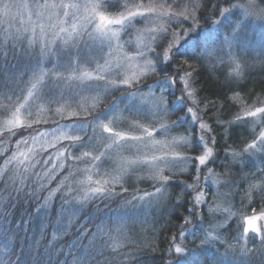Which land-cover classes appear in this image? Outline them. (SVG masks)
I'll use <instances>...</instances> for the list:
<instances>
[{
	"label": "snow or ice",
	"instance_id": "6c2138e0",
	"mask_svg": "<svg viewBox=\"0 0 264 264\" xmlns=\"http://www.w3.org/2000/svg\"><path fill=\"white\" fill-rule=\"evenodd\" d=\"M219 2L220 0H217V5ZM224 2L230 3V7L220 12V19L211 21V29H201V18L204 24L210 22L207 16L198 17L194 12H180L179 16H182L180 19L176 12L165 11L158 17L166 18L165 24L159 28L146 27L139 30L142 33L138 37L139 43L128 48L125 44L131 45L130 41L120 43L122 34L126 33L134 22H140L138 17L148 18L150 14L157 13V7H144L141 4L130 6L128 3L113 4L112 0H91V2L70 0L67 3L45 2L36 6L39 9L56 10L57 20H59V12L63 11L64 19L59 21L60 23L67 24L69 20L72 21L70 27H59L58 32L52 33L54 39L51 41L52 44L59 41L63 45L68 58V67L72 69V72L68 76L59 72L53 75L45 71L38 62L35 68L29 70L31 76L28 80L25 81L21 76V82L14 87L0 81V118H3L4 131L11 132L12 135H16V129L35 131L36 135L30 134L28 138L34 144H37L41 137L49 135L47 132L38 131L35 125L48 124L51 121L54 124L51 135L56 136L54 144L64 140L69 142L59 150L57 162H53V168L45 173V175H51V172L57 170V166L68 173L57 189L53 190L52 195L67 186L68 192L65 194L67 197V194L74 190L72 183L80 186L87 185L84 195L77 201V203H83L90 198L107 195L109 190L117 185L127 191L123 183L125 177H130L137 172H146L148 179L159 182L161 187L156 188L155 193H160L163 185L170 178L169 175H165L166 171L175 174V169L183 171L193 161L198 162L196 167L197 180L199 179L200 167L206 165L213 155L212 149L207 147L206 139L207 134L211 132V126L203 120L201 115L212 105L205 104L204 109H200L201 101L196 99V89L190 86L192 72L181 74L180 71L170 72V69L173 64H176L177 58H181V63L176 64L177 68L190 61L200 63L206 54H212L208 49L209 44L217 45L221 50L226 49L229 55H232L231 49L239 45L241 32L252 16L248 7L242 6V0H224ZM261 3H264V0H261ZM174 6L175 0L172 4L159 5L160 8L168 9ZM12 7L13 5L5 2L0 11L7 17ZM117 7H122L124 10L118 14H112L111 10ZM196 7H207V4L196 5ZM35 15L38 19L42 18L41 12H36ZM186 21L196 23H190L185 30L183 24ZM48 24L52 27L57 26L52 24V17L48 18ZM38 26L41 31L42 48L50 52L51 48L46 40L49 33L44 31L43 24ZM169 26L179 27L172 33ZM222 27L229 31H220ZM145 38L148 39V43H145ZM33 39H36L35 30ZM164 41H167V45L163 47L162 52H157L156 48L161 47ZM114 51L120 53L119 62L116 64H113L109 58ZM240 69V64L235 63L230 76H239ZM8 70V50L5 48L0 51V77H3ZM158 70L170 74L162 80H157L155 86L146 85L148 92L145 94L140 85L145 79L158 75ZM178 83L183 85L180 89L181 96L170 107L167 96H175V86ZM155 87L160 88L158 97L154 95ZM73 88L79 95L93 94L91 98L95 103L90 109L83 110L84 116L92 115L91 120L81 122L79 118L82 111L80 110L64 115L65 107L70 106V102L75 100V96L71 94ZM169 88L172 91H168ZM131 89L135 91H130ZM65 90H68L67 93ZM116 91L126 93L124 97L117 100L123 102L126 99L129 103L123 109H119V104L113 101L104 111L93 115V111L101 102V97L106 98L110 92L114 94ZM187 101H191L192 106L186 107ZM54 105H56L55 111H53ZM180 111L184 114L178 116L176 120H169L170 113ZM45 112L50 114L47 119H34L37 116L42 117ZM189 114L192 117L191 122L188 121ZM53 117L73 122L70 125H61L59 120H53ZM244 117L254 118V127L264 123V106L245 111ZM242 118L237 117V119ZM197 122L201 133L198 138L191 137L190 134L171 135L175 129L185 124L188 125L186 132L195 131L194 126ZM89 128L92 130V135L88 133ZM157 136L160 138L157 139ZM28 139L18 140L17 146L27 145ZM192 139H197L198 145H204L205 151L202 155L195 157L187 155L188 149L193 147ZM96 141H99V146ZM54 144L47 146L53 147ZM82 149L87 150L81 151L79 155L75 154L77 150ZM252 150L264 151V131H261L245 148L246 152ZM18 155L23 159L17 160L14 154L8 163L15 161L25 166L33 159L35 152L29 148L27 152H19ZM64 159L73 160L77 162V165L90 164L91 166L85 169L77 166L73 170L71 165L65 167V163L61 162ZM50 161L51 157L45 160L44 164L47 165ZM39 163L37 159L30 164V168L34 170ZM101 165L105 167L103 172L100 171ZM209 172L211 173V170ZM227 175L228 172L225 173L226 177ZM93 176L96 179H93ZM217 183L219 184V181ZM251 187L256 188L258 185H251ZM260 187L264 190V186ZM155 193H145V196L150 197ZM201 195L195 197V204L203 202ZM143 198L140 197V199ZM65 203H68L67 199ZM219 210V206L210 207L209 213ZM262 217L264 212L260 216L244 218L243 232L246 237L249 233L260 235L261 230L255 222ZM0 219H7V206L0 209ZM185 222H189L187 218ZM180 235L183 237L184 233L181 232ZM217 238L218 233L210 228L204 233L202 244L211 245ZM82 239H88V237L84 236ZM15 247L17 245L14 243L13 248ZM73 250H76L74 255ZM169 250L177 254L173 264H181L186 253L183 245L174 244ZM104 252V245L97 246L93 236L89 244H80L79 249L77 244L73 243L68 252L71 259L66 257L64 264H109L106 259H103ZM248 252V249L241 247V256H247ZM257 254L262 257L261 264H264V238L261 239V247ZM7 264H29L28 255L23 250L18 254L12 252L8 256ZM37 264H39L38 261ZM191 264H200L199 258L193 257Z\"/></svg>",
	"mask_w": 264,
	"mask_h": 264
},
{
	"label": "trees",
	"instance_id": "16d2710c",
	"mask_svg": "<svg viewBox=\"0 0 264 264\" xmlns=\"http://www.w3.org/2000/svg\"><path fill=\"white\" fill-rule=\"evenodd\" d=\"M198 1L199 5L206 3L207 7L197 8L196 16H207L210 21L204 24L201 18V29L209 27L211 21L220 14L221 9L230 5L224 0H220L218 5L217 0ZM257 1L264 7L261 0ZM112 3L122 5L123 0H115ZM214 6L215 11H213ZM121 8H113L111 12H118ZM23 43L18 42L20 46H9L13 43H3L0 36V51L5 48L8 50L9 69L3 77H0V81L13 87L21 82V76L25 81L28 80L31 76L29 70L35 68L40 61L35 55V50H31L26 43ZM180 63L181 58H177L176 64ZM43 64L51 68V63ZM176 64L172 65L170 72L180 71L181 74L192 72L190 84L196 89V99L201 101L200 109H204L205 104L212 105L201 115L203 120L211 126L207 139L214 138L215 141L211 144L213 151L211 167L222 172L224 161L227 160L226 154H238L254 138L250 120L237 119V117L243 106L264 100V64L244 69L239 76H230L225 64L209 65L205 59L200 63L190 61L188 64H182L180 68H177ZM64 71L67 75V69ZM168 74L170 73L158 70V75L144 80L140 86H146L156 81L158 77ZM175 88L176 96L180 97L181 84L178 83ZM122 93L121 91L112 93L108 101L111 103ZM187 105L192 106L190 101H187ZM79 119L80 121L91 120L92 115H81ZM1 120L2 118L0 123ZM53 120H59V123L73 122L59 119V117H53ZM52 126L54 124L50 121L48 124L35 125V128L41 130ZM15 131L16 135L4 130L0 131V173L3 168H6L4 173L0 174V209L7 206V219H0V264H7L9 254L12 252L18 254L21 250L28 255L29 264H37V261L39 264H64L66 257L71 259L68 252L73 243H76L79 249L80 244H89L93 236L97 246L104 245L103 259H106L109 264H173L177 254L169 249L174 244H182L186 249L181 264H191L193 257L199 258L200 264H215L206 247L199 242V236L207 225L206 211L203 205L197 211L193 192H184L180 180H177L181 177H175L171 182L164 184L163 188H168V194L163 209L152 208L144 213L142 210H138L139 213L136 212L137 199L145 193H152L157 188L155 185L147 184H140L134 189L127 188V191L116 187L107 195L77 203L79 200L75 198L76 191L67 194L66 197L67 186L52 195L53 190L57 189V186L64 181V177L68 175L65 169H59L53 178L45 175L47 165L43 163L47 155L56 152L55 147L36 152L33 158L39 159L40 163L34 170L26 171L24 167L15 168L12 163L7 165L8 158L17 151L16 142L35 133L33 130L16 129ZM67 143L69 142L63 141L57 145L62 147ZM243 158L239 157L241 161L244 160ZM240 160L238 165L229 168L230 171H228L229 186L234 190L233 208L238 213L239 211L245 213L252 210L258 211L264 208V190L254 188L251 199L248 201L244 198V194L249 177H257L260 174L257 164L260 168H264V159L258 158L257 163L252 160L242 164ZM65 167L68 166L65 164ZM204 173L203 168L200 179H203ZM186 178L188 176L182 179L186 180ZM76 186L78 185L72 183L73 188ZM209 198L210 196L207 197ZM65 199L68 203H65ZM185 218L189 222H185ZM63 219H65V225L58 227L60 225L58 222ZM136 220H141L144 225L143 230L133 229V223ZM218 231L219 238L222 235L228 237L225 241L217 240L214 250L212 247L208 249L213 256L214 254L217 256L216 264H261L262 257L257 254L261 241L257 239H251L254 246L253 249L250 247L251 253L248 252L247 256L240 255L242 246L248 249L251 245L240 244L239 228L235 219H231ZM181 232L184 233L183 237L180 235ZM188 233H193L192 235L195 236L188 240ZM84 236L88 239H82ZM233 240L238 242L233 243ZM14 243L17 245L15 248H13ZM221 243L230 244L229 255L224 253L220 257V252L223 251L217 248L222 247ZM233 247L234 249L240 247V249L232 253ZM75 251L73 250V255Z\"/></svg>",
	"mask_w": 264,
	"mask_h": 264
},
{
	"label": "rangeland",
	"instance_id": "374dc122",
	"mask_svg": "<svg viewBox=\"0 0 264 264\" xmlns=\"http://www.w3.org/2000/svg\"><path fill=\"white\" fill-rule=\"evenodd\" d=\"M115 1V0H112ZM10 3L11 5H13V7L10 9L9 15L7 17H5L2 13V11H0V36L2 38L3 43H13L9 46H20L18 45V42H24L23 44L26 43V45L28 46V48H30L31 50H35L36 52V56L39 57L40 61L39 63L43 66L45 71H48L50 73H52L53 75H55V73L59 72L64 76H68L71 74L72 69L68 67V58L63 50V45L57 41L55 44H52L51 41L54 39V36L52 35V33L58 32L59 31V27H70L71 24V20L68 21L67 24H63L60 23L59 21H62L64 19L63 16V11L59 12V20H57V13L56 10L54 9H39L36 6L38 4H42L45 2L48 3H67L70 2V0H0V8L3 7V3ZM83 2H91V0H83ZM128 3L130 6L132 5H136V4H141L144 7H149V6H155L157 7V13L154 14H150V16L148 18H141L138 17L137 19L140 21L139 23H133L132 26L128 29V31L126 33L122 34V39L120 41V43H125L126 41H130L131 45L125 44V47H131L134 46L135 44L139 43L138 37L142 34L139 30L145 29L147 28H159L161 26H163L165 24V20L166 18H158L159 14L165 11L168 12H176L177 15L179 16L180 12H194L195 15L196 14V10L197 7L196 5H199V1L198 0H175V6L172 9H168L167 7L165 8H160L159 5L160 4H172L173 0H123V3ZM27 6V7H25ZM242 6H247L252 18L249 19L246 23V26L244 27L243 31L241 32L240 35V43L238 46H234L231 49V53L232 55L230 56L228 51L225 50H221L217 45L214 44H209L208 49L210 52H212L211 55H205L204 59L206 60V62L209 63V65H217L218 63H223L225 64L227 70H229V73L232 72V69L235 66V63H239L241 66L240 69V73L241 71H243L244 69H251L253 67H259L261 65L264 64V7L262 5H260V3H258L257 0H242ZM230 7V5L228 6H224L221 11L224 8ZM124 9L121 8L118 12L112 13V14H118L119 12L123 11ZM133 10H135L133 8ZM142 10V9H141ZM220 11V12H221ZM36 12H41L42 13V18L38 19L37 15H35ZM82 14V13H81ZM52 17V24L53 25H57L56 27H52L48 24V18ZM180 19H182V16H179ZM220 19V15H218L216 18H214L212 21L218 20ZM195 24V21H186L183 24V27L185 28V30H187L189 24ZM227 23V21H226ZM39 24H43L44 25V31L46 33H49V35H47L46 40L49 44V47L51 48V51H45L42 48V40L40 39L41 36V31L39 28ZM170 27V31L172 33L176 32L178 30V27ZM212 28V24L209 25V27L204 28V29H211ZM35 30V36L36 39H33V31ZM203 30V29H202ZM220 31L222 32H228L229 30L226 28H221ZM18 37V38H17ZM7 41V42H6ZM11 41V42H10ZM14 41V42H13ZM148 39L145 38V43H148ZM167 45V41L163 42V45L161 47H157L156 51L157 52H162L163 51V47ZM105 52H107V49H105ZM120 56L119 52L114 51L112 53V55L109 57L113 64H116L119 62L118 58ZM241 59H244V61H241ZM44 62L47 63H51V68H49L47 65L43 64ZM101 63H103V61L101 60ZM64 69H67V75H66V71H64ZM70 72V73H69ZM155 76V75H154ZM153 76H151L150 78H152ZM165 76H160L156 79L157 80H162ZM149 79V78H147ZM146 80V79H145ZM156 81L148 84V85H153L155 86ZM191 86V84H190ZM141 88L144 89L145 94L148 92V89L146 86H140ZM183 87V85L181 84V88ZM192 87V86H191ZM180 88V89H181ZM176 88H175V96H170V98L167 96V100L169 102V106L171 107L172 103L178 98L176 95ZM66 93L68 90H65ZM130 91H135V89H131ZM168 91H172L171 88L168 89ZM27 93H25L26 95ZM71 94L75 96V100L70 102V106H66L65 110H64V115L67 116L68 112H72V111H82V116L83 115V110H87L90 109L91 106L95 103V101L91 98V96L93 94H89V93H84L83 95H79L75 92V89L73 88L71 90ZM111 92L107 95L106 98L101 97V102L100 104L97 106V108L93 111L92 114H97L98 112H102L104 111L109 105H111L113 103V101H116L119 104V109H123L128 103L129 101L124 99L123 102H120L117 99H113V101L110 103V101H108V98L111 96ZM126 95V93H122L118 98H122ZM154 95L155 96H159L160 95V88L159 87H155L154 90ZM106 101V102H105ZM23 102V101H21ZM105 102V103H104ZM107 103V104H106ZM191 103V101H190ZM18 106V105H17ZM189 105H187L186 107H188ZM264 106V100L263 101H259L257 103H251L249 105L243 106L240 109L239 112V117H243V118H248L250 120V128L253 130L254 133V138L255 139L256 136L259 135V133L261 131H264V123H261L259 125H256L254 127V118L251 117H244V112L247 110H254L255 107H261ZM55 107L56 105L53 106V111H55ZM118 109V111H119ZM186 110V108H185ZM97 111V112H95ZM184 112L180 111V112H175V113H170L169 116V120H176L178 116L183 115ZM50 114L45 112L42 117L41 116H37L34 117V119H47L48 116ZM22 120L24 119V116L22 115ZM191 114H189L188 116V121L191 122ZM25 122H30V121H25ZM84 122V121H81ZM107 122V121H105ZM72 122H60L61 125H70ZM54 126L50 127V128H43L41 130H38L40 132H47L49 133V135L41 137L40 141L37 144H34L32 142L31 139H28V137L22 138V139H28V144L24 145L21 144L19 146H17V151L15 153H13L8 159L9 161L12 160L14 154L16 155V159L20 160L23 159V157L19 156L18 153L19 152H27L29 148H32L36 154V152L38 150H47L50 149L51 147H48V144H54L55 140H56V136L51 135V130ZM188 128V125L185 124L182 127H179L177 129H175L171 135L172 136H177V135H189L191 137L194 138H198L200 136V129H199V123L197 122V124L194 126L195 131H191L186 132L185 129ZM4 130V124H3V118L1 120L0 123V131ZM88 133L89 135H92V130L89 128L88 129ZM36 135V132L33 134V136ZM59 135V134H57ZM160 137L157 136V139H159ZM207 139V137H206ZM252 141H249L248 144L252 143ZM66 141V140H64ZM47 142V143H45ZM63 142V141H61ZM193 147L188 149L187 151V155L191 156V157H195V156H199L202 155L203 152L205 151V147L203 144H197V139H192L191 141ZM213 143V138H210V140L207 139V147L211 148V144ZM68 144V143H67ZM65 144V145H67ZM97 146H99V141H96ZM247 144V145H248ZM65 145H63L62 147H60L57 144H54L53 147H55V151L49 155H47L48 157H51V161L47 164L46 166V172H48L49 170H51L53 168V162H57V157H58V152L61 148H63ZM247 145L244 147V149L239 152L238 154H232V153H227L226 157L227 160L224 161L223 164V171H216L211 167L210 162L212 161L213 155L211 158H209L208 162L206 163V165L201 166L200 167V171H199V179L197 180V163L196 161L190 162L186 168L181 171L180 169H175L174 172L175 174H171L169 172H165V175H169V180L167 183L171 182L172 179H175V177L180 178L181 179H177L180 180V183L182 184V189L184 190V192H193V201L195 204V197L197 195H201V199H202V203L200 204H195L197 207V211H199V207H201L202 205L204 206V209L206 211L207 214V225L204 226V229L202 230V234H200L199 236V242L201 245L202 244V239H203V235L204 233H206L208 230H210V228H213L215 230V233H218L219 235V229H221L222 227H224V225H227L229 223V221H231V219H235L236 224L238 225L239 228V237L241 239V245H245V244H249L251 246H249L248 250L250 252L251 249L254 248L253 243L251 242L253 239L254 240H259L261 241L262 238H264V217H262L261 219H259L258 221H256V226L260 228V235L257 236L254 233H249L248 236L246 237L244 235L243 232V228H244V218L245 217H252L253 215L256 216H260V214L262 212H264V208H260L258 211L256 210H252L249 211L247 213L245 212H240L239 213L233 208V194H234V190L233 187L231 188L229 185V179H228V169L236 166L239 164V157H244L243 161H241L240 163H244V162H250V161H255L256 163L258 162V158L260 159H264V151H259V150H252L251 152H246L245 148L247 147ZM212 149V148H211ZM83 150H87V149H82V150H77L76 151V155H79L81 153V151ZM102 150V149H100ZM213 152V151H212ZM98 154V153H97ZM47 158H45V160H48ZM36 161V159H32L31 161L28 162L27 165L25 166H21L19 164H17L15 161L12 162V165L17 168V167H24L27 169H31L30 168V164L34 163ZM63 163H65L67 166L71 165L72 169L75 170L77 162L73 161V160H67L64 159L63 161H61ZM220 163V162H219ZM8 165V162H7ZM44 165V163H43ZM79 168L81 169H85L90 167V164H78L77 165ZM227 166V167H226ZM204 168V176L203 179H200V173L202 171V169ZM257 168L260 169L259 172V176L257 177H252L250 176L248 179V186H247V190L245 191L244 194V198H246L245 200L248 201L251 199V192L254 188L251 187V185H258V187L256 188H262L260 186H264V168H260L259 164H257ZM6 168H3L1 170L0 174H3ZM60 168L57 166V170L54 171L50 176L48 177H54L56 172L59 170ZM45 170V169H44ZM105 170L104 165H101L100 171L103 172ZM209 170H211V173L209 172ZM228 172L227 177L225 176V173ZM148 174L146 172H137L132 174L130 177H125L124 179V188H137L139 187L140 184H147V185H155L157 186V188L161 187V184L159 182L153 181L151 179L147 178ZM185 176H188V178L182 179ZM83 178V177H80ZM93 179H96L95 176H93ZM217 181H219V184L217 183ZM227 181V182H226ZM151 183V184H148ZM75 185H77L75 183ZM187 185H193L194 187L192 188H188L186 187ZM94 186V185H93ZM120 188L121 190H123L119 185L115 186L114 188ZM164 187V185H163ZM162 187V188H163ZM87 185H83V186H76V190H73L74 193L76 191L75 194V198L77 200H79L83 195H84V190H86ZM114 188H111L110 190L112 191ZM109 190V191H110ZM68 192V190L66 191V193ZM155 193V190L152 192ZM70 194V193H68ZM167 194H168V188H163L161 190L160 193H155L154 195L150 196V197H146L144 195H142L141 197H144L143 199L138 198L135 206V210L137 213L138 210H142V212H147L152 208L155 209H163L165 207V202L167 199ZM210 196L209 199H207V197ZM99 197V196H97ZM96 198V197H95ZM94 198H90L88 200H92ZM219 206V211H216L214 213H209V208H214ZM224 209H228V211H224ZM135 213V214H137ZM64 215V214H63ZM67 215V213L65 214ZM69 218H70V214H69ZM66 221L69 223L68 219H66ZM60 225H58V227H63L65 225V219H63L62 221L58 222ZM117 227V226H115ZM133 229H135V231H139V230H143L144 229V225L141 222V220H136L133 223ZM193 233H188V240L192 239ZM228 236H224L222 235L221 238H217L215 241L212 242L211 245H204V247H206L207 251L210 254V257L212 258V261L216 264V255L210 252L208 249L210 247H212V249L214 250V246L217 242V240H222L225 241L227 239ZM252 239V240H251ZM233 243L234 240L232 241ZM240 242V241H239ZM223 244L222 247H218L217 250L219 251H223L220 252V257L224 255H229V249H230V244L228 243H221ZM251 247V249H250ZM237 249H240V247H236L234 249H232V253L237 251ZM251 253V252H250ZM230 258V257H229Z\"/></svg>",
	"mask_w": 264,
	"mask_h": 264
}]
</instances>
